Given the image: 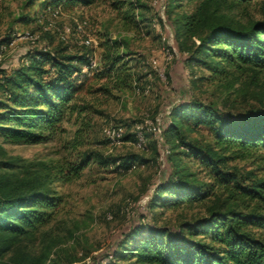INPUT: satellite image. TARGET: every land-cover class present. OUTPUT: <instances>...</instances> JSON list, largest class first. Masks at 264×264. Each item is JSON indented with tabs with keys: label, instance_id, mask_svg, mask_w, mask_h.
Masks as SVG:
<instances>
[{
	"label": "rangeland",
	"instance_id": "1",
	"mask_svg": "<svg viewBox=\"0 0 264 264\" xmlns=\"http://www.w3.org/2000/svg\"><path fill=\"white\" fill-rule=\"evenodd\" d=\"M43 5V0H0V69L9 72L32 47L86 52L96 65L79 74L82 87L75 99L92 103L93 110L87 116L64 117L63 128L44 141L13 142L0 134V158L14 162L10 174L20 182L27 179L28 185L43 180V188L63 197L52 218L17 237L5 258L32 252L43 257L44 264H90L93 260L103 264L115 246L122 248L124 231L133 224L149 221L176 228L181 220L206 214L212 202L207 198L178 207L148 206L150 193L172 168L158 129L168 120L171 105L182 97H194L225 111L258 108L253 93L261 87L252 79L264 81V70L246 68L208 77V68L185 59L187 50L178 49L172 20L191 7L188 2L174 8L171 16L168 0H79L53 5L58 11L45 10ZM232 12L243 20L261 18L264 0L240 4ZM81 20L86 23L78 30L75 26ZM66 26L71 29L63 38ZM194 39L198 41L197 36ZM106 41L117 43L132 65L130 81L112 92L98 88L107 80L100 75ZM119 125L123 134L111 135L109 129ZM189 138L212 141L214 132L201 124L189 130ZM83 149L108 157L137 153L143 159L124 167L117 166L118 161L106 163L92 157L80 174L62 178L59 167L67 170L66 164ZM184 162L197 171L199 179H209L207 168L197 160L184 156ZM229 165L242 175L254 169L264 176V158L257 159V154L231 160Z\"/></svg>",
	"mask_w": 264,
	"mask_h": 264
},
{
	"label": "trees",
	"instance_id": "2",
	"mask_svg": "<svg viewBox=\"0 0 264 264\" xmlns=\"http://www.w3.org/2000/svg\"><path fill=\"white\" fill-rule=\"evenodd\" d=\"M74 1L79 0H43V8ZM168 1L169 16L174 8L191 4L173 17L174 37L178 49L187 50L185 59L210 70L208 77L246 68L264 70V16L243 20L232 12L253 0ZM119 47L113 41L104 45L100 75L107 80L98 88L106 92L132 78L130 59ZM23 60L9 72L0 69V134L5 140H47L63 128L64 117L87 116L93 110L92 103L75 99L82 87V66L90 61L88 53L32 47ZM252 80L261 87L253 93L258 108L225 111L212 102L182 97L171 105L169 118L162 124L172 168L150 193L148 206L178 207L212 198L207 213L181 220L176 228L135 223L124 231L122 248L115 246L103 264H264V176L254 169L242 175L229 165L231 160L256 154L257 159L264 158V81ZM201 124L213 130L212 141L189 138V130ZM184 156L206 167L209 179H199ZM92 157L106 163L118 161L117 166L124 167L143 159L137 153L108 157L83 149L66 164L67 170L59 167L57 172L62 178L78 175ZM13 167L11 159L0 158V264H44L43 257L32 252L8 258L5 254L17 237L49 221L63 197L43 188V180L31 185L27 179L18 181L10 174ZM90 264H102V260Z\"/></svg>",
	"mask_w": 264,
	"mask_h": 264
},
{
	"label": "built area",
	"instance_id": "3",
	"mask_svg": "<svg viewBox=\"0 0 264 264\" xmlns=\"http://www.w3.org/2000/svg\"><path fill=\"white\" fill-rule=\"evenodd\" d=\"M45 10H48V11H51V10L58 11L59 9L58 8L54 9L53 6H48ZM85 23H86V20L77 21L76 26H75L76 29L81 30L85 26ZM70 29H71L70 26H66L63 29V31L61 33V36L63 38H66L67 33L70 31ZM89 40H90L89 38L88 39H85L86 42H89ZM94 65H96V60L93 57L90 56V61L88 63H86L85 65H83L81 70H85L86 67L94 66ZM158 129H159V131L161 133L162 138H164L163 137V133H162V127L161 126H158ZM109 132L113 136H120V135L123 134L124 128H123L122 125H119V126L113 127V129H109ZM138 140H139V143H142L143 137H142V134H140V133L138 134ZM163 149L165 151H168L167 145L164 146Z\"/></svg>",
	"mask_w": 264,
	"mask_h": 264
}]
</instances>
